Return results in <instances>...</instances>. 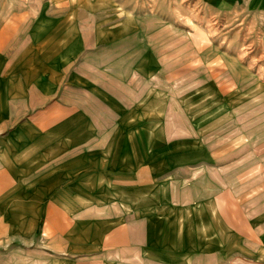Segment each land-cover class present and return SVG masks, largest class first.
Returning <instances> with one entry per match:
<instances>
[{
	"label": "rangeland",
	"instance_id": "1",
	"mask_svg": "<svg viewBox=\"0 0 264 264\" xmlns=\"http://www.w3.org/2000/svg\"><path fill=\"white\" fill-rule=\"evenodd\" d=\"M56 1L0 0V30L7 24L24 29L17 38L20 45L0 49V178L18 181L20 187L22 180L36 176L27 168L51 151V141L87 136L85 125L96 116L76 114L87 108V102L71 100L70 106L80 111L62 118L51 130L47 116L51 99L42 100L44 95L51 97V81L56 80L59 88L57 78L51 77V15L71 11L72 17L85 16L80 10L87 8L89 22L96 19L102 26L112 25V14L127 9L146 31L141 40L151 52L146 63L151 78L143 79L135 68L134 83L145 91L138 107L142 115L135 120L124 117L134 126L119 133L117 140L124 144L135 140L136 148L120 150L118 156L146 158L153 170L160 168L162 173L167 164V184L199 185L201 199L231 194L230 212L213 211L214 229H208L209 221L201 212L196 238L202 241L211 232V238L227 239L231 264H264V0H124L122 4L88 0L82 5ZM104 68L108 71L101 73L102 79L112 83V66ZM88 87L96 100L89 102L101 110L105 106V118L116 119L111 112L117 106L107 85L102 88L89 80ZM54 95L58 102L59 92ZM161 109L166 116L159 113ZM144 111L151 114L144 116ZM97 135L95 140H112L110 133ZM33 184L37 187L39 181ZM228 214L231 235L223 238L219 215ZM205 253L201 252L200 264H213L210 256L202 259ZM2 261L31 264L22 255Z\"/></svg>",
	"mask_w": 264,
	"mask_h": 264
},
{
	"label": "crops",
	"instance_id": "2",
	"mask_svg": "<svg viewBox=\"0 0 264 264\" xmlns=\"http://www.w3.org/2000/svg\"><path fill=\"white\" fill-rule=\"evenodd\" d=\"M67 1L82 5L88 0ZM80 11L85 16L72 17L71 11L51 15V77L57 78L59 88L56 80L51 81V97L43 94L42 100L51 99L47 111L51 130L62 118L80 111L70 106L71 100L87 102V108L76 114L96 116L85 125L87 136L51 141V151L27 168L36 176L22 180L20 187L18 181L8 182L1 176L0 262L22 255L31 264H200L201 252L206 250L202 259H208L207 255L213 264H231V243L224 238L231 235L230 214L219 215L224 239L221 235L211 238V232L202 241L196 238L201 212L209 221L208 229H214L213 211H229L231 194L201 199L199 185L167 184V164L162 173L160 168L153 170L146 158L118 156L120 150L136 148L135 140L126 144L117 140L119 133L126 134L134 126L124 117L135 120L142 115L138 107L145 91L134 83L135 68L143 79L151 78L146 67L151 52L141 40L146 37L141 20L125 9L112 14V25L99 26L96 19L89 22L87 8ZM55 17L60 19L53 21ZM21 27L7 24L0 30V49L12 50L22 43L17 40L23 34ZM106 65L115 73L112 83L102 79ZM89 80L102 88L107 85L117 106L111 112L116 119L105 118V106L101 110L89 102L96 101L90 96ZM57 92L60 98L55 102ZM166 115L164 111L162 116ZM99 132L112 134V140H95ZM203 195L208 196L207 190Z\"/></svg>",
	"mask_w": 264,
	"mask_h": 264
},
{
	"label": "bare ground",
	"instance_id": "3",
	"mask_svg": "<svg viewBox=\"0 0 264 264\" xmlns=\"http://www.w3.org/2000/svg\"><path fill=\"white\" fill-rule=\"evenodd\" d=\"M263 4V3H262ZM252 26V25H251Z\"/></svg>",
	"mask_w": 264,
	"mask_h": 264
}]
</instances>
